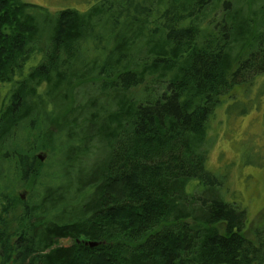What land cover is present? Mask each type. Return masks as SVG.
Wrapping results in <instances>:
<instances>
[{
	"label": "trees",
	"instance_id": "16d2710c",
	"mask_svg": "<svg viewBox=\"0 0 264 264\" xmlns=\"http://www.w3.org/2000/svg\"><path fill=\"white\" fill-rule=\"evenodd\" d=\"M262 75L264 0H0V264H264L209 167L216 113ZM31 179L44 191L10 227Z\"/></svg>",
	"mask_w": 264,
	"mask_h": 264
},
{
	"label": "rangeland",
	"instance_id": "374dc122",
	"mask_svg": "<svg viewBox=\"0 0 264 264\" xmlns=\"http://www.w3.org/2000/svg\"><path fill=\"white\" fill-rule=\"evenodd\" d=\"M25 1L47 5L50 8H55L57 5V0ZM29 67L30 65L26 67V70ZM229 97L228 102L223 104L212 122L209 167L219 176L226 178V200L245 210L248 219L247 234L250 238L257 240L258 234L261 231L264 232V75L257 77L250 85L237 87ZM236 99L239 105L228 109L231 104L229 102ZM57 130L58 126H55L50 132H57ZM30 135L31 143L27 152L34 153L39 164H48L46 171L50 172V167L55 163L54 160H49L53 154V143L51 141L40 142L39 132L36 129H31ZM51 139L52 136L49 140ZM69 143L73 146L72 148L78 146L70 141H62V144L58 143V147L68 146ZM86 146L84 144L82 147ZM70 152L74 153L75 150ZM76 153L72 158L76 156ZM101 158L103 156L98 155L92 158H80L79 161L75 160L74 171L70 175L62 173L58 184L65 188L77 179L85 183L95 162ZM58 160L60 165H64L62 157ZM39 181L34 184L31 179L26 184L23 183L22 188L15 189V199L21 198L22 203L17 202L11 205L14 212L6 217L8 226L12 227L15 219L22 214L24 203L33 204L37 201L39 194L43 193L44 190ZM14 185L16 186L17 183L14 182ZM75 191V189L68 190V202L62 207L75 205L71 202ZM257 231L260 232L256 233ZM60 243L67 246L73 243V240H62Z\"/></svg>",
	"mask_w": 264,
	"mask_h": 264
},
{
	"label": "water",
	"instance_id": "95a60500",
	"mask_svg": "<svg viewBox=\"0 0 264 264\" xmlns=\"http://www.w3.org/2000/svg\"><path fill=\"white\" fill-rule=\"evenodd\" d=\"M87 245L90 246L91 248H95V247H97L99 245V243L90 242Z\"/></svg>",
	"mask_w": 264,
	"mask_h": 264
},
{
	"label": "flooded vegetation",
	"instance_id": "af4514ba",
	"mask_svg": "<svg viewBox=\"0 0 264 264\" xmlns=\"http://www.w3.org/2000/svg\"><path fill=\"white\" fill-rule=\"evenodd\" d=\"M66 240H71V239H66ZM80 242V241H79ZM73 243L67 244V246H72ZM63 245V244H62ZM65 246V245H64Z\"/></svg>",
	"mask_w": 264,
	"mask_h": 264
}]
</instances>
